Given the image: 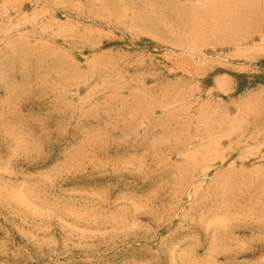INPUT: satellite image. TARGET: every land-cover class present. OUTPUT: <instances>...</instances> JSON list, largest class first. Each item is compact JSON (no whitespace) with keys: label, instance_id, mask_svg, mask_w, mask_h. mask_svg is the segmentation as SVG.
<instances>
[{"label":"rangeland","instance_id":"1","mask_svg":"<svg viewBox=\"0 0 264 264\" xmlns=\"http://www.w3.org/2000/svg\"><path fill=\"white\" fill-rule=\"evenodd\" d=\"M0 264H264V0H0Z\"/></svg>","mask_w":264,"mask_h":264}]
</instances>
